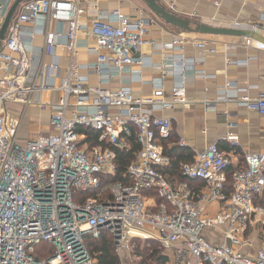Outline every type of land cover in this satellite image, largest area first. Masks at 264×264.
Here are the masks:
<instances>
[{
    "label": "built area",
    "instance_id": "2783aa9c",
    "mask_svg": "<svg viewBox=\"0 0 264 264\" xmlns=\"http://www.w3.org/2000/svg\"><path fill=\"white\" fill-rule=\"evenodd\" d=\"M12 1L0 0V26ZM262 2L261 25L231 23L227 27L264 29ZM83 14L81 0H26L0 43V264H98L84 239H96L103 231L111 235L120 264L133 253V239L157 241L169 257L168 264H264V249L253 256L241 252L248 244V230L259 227L264 238V207L255 203L264 192V150L243 154L228 193L226 170L231 160L217 143L193 152L192 160L179 167L186 180L200 185L171 182L164 174L170 158L158 139L169 138L173 127L170 119L155 112L185 104L184 83L172 85L169 100L164 98L162 80L147 97H134L127 88H104L106 76L111 77L108 65L122 69L142 63L139 53L150 21L142 11L130 17L119 9L90 20L97 58L79 65L72 55L84 31ZM39 16L66 25L69 66L57 86L37 87V75L30 74L24 28L34 25ZM44 38L51 52L54 34L45 32ZM252 42L264 49L263 44ZM194 45L208 50L205 40ZM56 68V62L45 63L38 74L51 78ZM82 70L99 75L98 83L89 84ZM47 90L59 92L55 104L39 105L50 107L48 131L21 145V116L7 111L6 105L18 103L26 109L33 93ZM236 99L247 110L264 115V90L254 97L244 92ZM81 128L96 131L98 143L108 146H89ZM129 137H134L139 151L123 175L127 180L111 181L117 168L112 147H129ZM228 138L236 144L235 136ZM177 145L185 147L186 142L181 138ZM76 192L91 194L76 201ZM211 203L219 205L213 214L205 212ZM220 227L221 239L208 240L205 233ZM41 243L54 250L46 260L37 261L32 252Z\"/></svg>",
    "mask_w": 264,
    "mask_h": 264
},
{
    "label": "crops",
    "instance_id": "0c3cea01",
    "mask_svg": "<svg viewBox=\"0 0 264 264\" xmlns=\"http://www.w3.org/2000/svg\"><path fill=\"white\" fill-rule=\"evenodd\" d=\"M157 1L172 13L192 22L219 27H227L231 23H262V0ZM81 4L84 14L80 22L84 31L78 35L72 55V60L79 65L93 63L97 58L93 51L95 43L89 35L90 20L115 9L130 17L141 11L147 15L150 24L146 43L139 53L142 63L122 69L108 65L106 70L111 77L106 76L102 86L110 90L127 88L134 97H147L151 95L155 83L162 80L164 98L169 100L172 85L182 81L186 103L155 112L156 116L168 118L172 123L175 141L170 142V146L176 145L182 138L186 142V150L199 152L209 144L217 143L228 153L232 168L241 166L244 153L264 150V115L247 110L236 99L244 92L254 97L264 90V49L256 48L251 39L191 33L172 27L153 14L142 0H81ZM24 29V41L31 57L30 74L37 75L35 85H59L69 66V56L64 47L66 25L39 16L34 25ZM42 29L54 34L55 43L51 52L46 50ZM259 33L264 35V29ZM203 40L208 43L207 51H201L194 45ZM211 49L214 51H209ZM50 62L57 63L53 76L46 78L39 75L42 65ZM80 73L88 74L83 70ZM98 79L99 75L88 74L89 84L96 85ZM58 97L57 90L37 91L32 94V104L26 109L18 103H8L6 108L10 113L21 116L20 127L28 126L30 138L45 130L49 122L50 107L39 105L47 102L55 104ZM230 135L235 136L236 144L231 143ZM169 180L177 183L181 179L169 176ZM189 184L191 187L200 185ZM255 203L264 207V192ZM218 209L216 203L205 206V212L210 214ZM260 231L259 227L248 230L245 235L248 244L241 249L242 253L253 256L259 249H264ZM222 234L220 227L206 232L205 236L213 242L219 241Z\"/></svg>",
    "mask_w": 264,
    "mask_h": 264
},
{
    "label": "trees",
    "instance_id": "16d2710c",
    "mask_svg": "<svg viewBox=\"0 0 264 264\" xmlns=\"http://www.w3.org/2000/svg\"><path fill=\"white\" fill-rule=\"evenodd\" d=\"M81 130L89 137V146L98 144H101L103 147L108 146L106 142L98 143V133L96 131L86 128H81ZM126 141L129 143V147L127 148L119 149L117 147H112L116 152L117 168L115 175L110 178L111 181L127 180V178H124L123 175L125 174L127 166L135 158L136 153L139 151V145L136 143L134 137L126 138ZM174 141L175 139L172 137V134L167 139H158V143L162 146L164 154L170 158V164L165 168L164 174L168 178L169 176H174L176 179H181L180 181L185 180L188 183L200 184L199 181L194 182L192 180H186L181 175L179 171L180 165L185 162H190L193 158V152H190L177 144H172V146H170V142ZM234 170L235 168L230 166L226 170V193L231 190V177ZM104 179L105 177L102 176V183L105 182ZM90 194L91 192H76L74 194V198L76 201H80L83 196H88ZM261 205H263V203H261ZM84 242L87 250L95 257L98 264H120L119 258L114 251L113 239L108 232L103 231L96 239L85 236ZM133 244H135L133 253H135L137 258H141L142 264H168L169 257L157 241L133 239ZM140 244H143V247L141 248L145 249H139ZM53 250L54 249L51 245L41 243L34 248L32 256L37 261H43L53 254Z\"/></svg>",
    "mask_w": 264,
    "mask_h": 264
},
{
    "label": "water",
    "instance_id": "95a60500",
    "mask_svg": "<svg viewBox=\"0 0 264 264\" xmlns=\"http://www.w3.org/2000/svg\"><path fill=\"white\" fill-rule=\"evenodd\" d=\"M26 0H14L10 5L5 18L0 26V43L4 40L8 25L19 7ZM146 7L160 18L165 24L181 29L186 32L241 37L251 39L264 45V35L255 30H243L232 27H219L203 22H192L189 19L180 17L172 13L169 9L161 5L157 0H142Z\"/></svg>",
    "mask_w": 264,
    "mask_h": 264
},
{
    "label": "rangeland",
    "instance_id": "374dc122",
    "mask_svg": "<svg viewBox=\"0 0 264 264\" xmlns=\"http://www.w3.org/2000/svg\"><path fill=\"white\" fill-rule=\"evenodd\" d=\"M26 127H28V126H26V125H21V127H20V135H19V139H18V143L19 144H21V145H23L24 144V142H25V138H28V131H29V129L28 128H26ZM48 128H49V122H48V125H47V127L45 128V130H43V131H40L39 133H44V132H47L48 131ZM32 137V136H31ZM30 137V138H31ZM103 188H105V187H103ZM90 238H93V237H90ZM94 239V238H93ZM135 245V244H134ZM141 247H143V244H140V247H139V249H145V248H141ZM123 261L125 262V264H142L141 263V258H137L136 256H135V253H132L131 255H130V258L127 260V258H123ZM120 262V261H119ZM168 263H169V260H168Z\"/></svg>",
    "mask_w": 264,
    "mask_h": 264
},
{
    "label": "bare ground",
    "instance_id": "6f19581e",
    "mask_svg": "<svg viewBox=\"0 0 264 264\" xmlns=\"http://www.w3.org/2000/svg\"><path fill=\"white\" fill-rule=\"evenodd\" d=\"M253 43H256V42H253Z\"/></svg>",
    "mask_w": 264,
    "mask_h": 264
}]
</instances>
